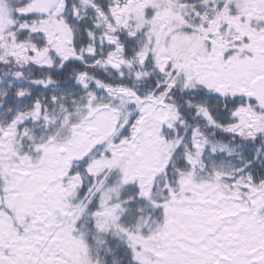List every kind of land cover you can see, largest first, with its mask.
I'll list each match as a JSON object with an SVG mask.
<instances>
[{
    "label": "snow or ice",
    "instance_id": "6c2138e0",
    "mask_svg": "<svg viewBox=\"0 0 264 264\" xmlns=\"http://www.w3.org/2000/svg\"><path fill=\"white\" fill-rule=\"evenodd\" d=\"M0 264H264V0H0Z\"/></svg>",
    "mask_w": 264,
    "mask_h": 264
}]
</instances>
